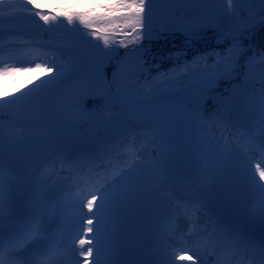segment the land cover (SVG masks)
Instances as JSON below:
<instances>
[{"label": "rangeland", "instance_id": "rangeland-1", "mask_svg": "<svg viewBox=\"0 0 264 264\" xmlns=\"http://www.w3.org/2000/svg\"><path fill=\"white\" fill-rule=\"evenodd\" d=\"M93 2L36 0L42 6L37 9L32 0H0V132L3 133L0 156L5 173L11 165L25 177L18 208H25L35 188L33 178L43 179L57 192L54 204L56 200L66 199L59 203L58 211L49 209V235H55L53 245L59 249L64 264H84V258L79 256L78 240L86 238L95 245L101 233L85 235L84 221L91 218V214L79 207L83 193L100 186L97 172L112 178L143 160L145 164L132 180L134 194L119 210L109 242L101 246L100 264H193L194 261L199 264L201 259L203 264H264V238L256 242L248 240L244 231L239 233L241 222L253 228L263 229L264 226L262 197L251 188L254 182L250 168L259 163L258 145L264 144L260 114L245 107L236 114L230 107L226 114L222 113L223 119H216L215 113H206L213 119L192 121L188 117L196 107L193 97L199 85L186 88L184 84L197 80L198 76L190 75L176 85L178 91L162 95L165 81H175L192 69L204 68L191 63L205 57L203 54L157 72L143 71L151 45L145 44L149 51L142 61H136L124 54L140 47L138 34L128 35L131 29L124 33L110 32L111 43L107 47L119 49L117 65L125 59L129 63L115 67L105 61L103 71L108 80L117 73L122 83L134 82V87L129 90L126 102L107 109L104 100L107 90L92 94L94 98L84 97V103L75 106L74 98L95 79L90 64H83L54 85L47 84L51 78L48 76L36 83L43 71L36 70L35 65H44L42 59L57 60L53 66H63L69 72L74 63H82L86 53L98 55L99 49L94 44L105 47L102 40H94L86 25L79 20L69 22L61 15ZM168 2L149 0L158 9ZM190 11V7L185 8L177 14V19L187 20ZM45 15L49 20L43 19ZM162 15L157 13L158 17ZM223 24L228 26L227 21ZM130 42L133 43L130 45ZM192 45L196 48L197 44ZM26 51L33 53L31 59L22 57ZM249 57L244 59L245 64L239 61L233 78H223L214 84L208 96L214 99L234 96L245 81ZM141 64L144 66L140 67ZM30 68L32 71L28 70ZM5 69L21 71L5 72ZM249 84L257 91L261 88L258 81ZM218 87L227 91L216 92L214 89ZM98 97H103L102 103L97 102ZM206 99L207 108L210 98ZM100 103V109H88V104ZM200 108L204 113L205 106L201 104ZM169 117L172 120L167 127L175 147L173 156L165 162L168 179L162 181L160 165L155 163L159 150L154 141L159 119ZM116 124H127L128 129L110 142L90 149L89 142L94 137H100ZM66 126L70 131L56 137L60 153L56 159L52 137L56 130ZM230 126L228 132L226 128ZM259 183L264 184V180ZM178 201L189 206L170 214L169 207ZM139 207L149 212L144 218H149L147 225L138 224L142 222L136 214ZM201 214L208 222L207 228L200 221ZM132 236L136 238L135 243L142 246L135 260L126 257L127 252L129 257L134 253L129 244ZM226 251L233 256H226ZM224 255L228 258L222 262ZM238 257L239 263L236 262Z\"/></svg>", "mask_w": 264, "mask_h": 264}, {"label": "snow or ice", "instance_id": "snow-or-ice-1", "mask_svg": "<svg viewBox=\"0 0 264 264\" xmlns=\"http://www.w3.org/2000/svg\"><path fill=\"white\" fill-rule=\"evenodd\" d=\"M32 3L37 9L42 7L36 3V0H32ZM244 5L248 7L245 8ZM187 7L191 8L189 18L177 19V14L185 11ZM158 12L163 15L158 17ZM61 15L69 22L79 20L82 25L88 27L94 40H102L105 46L94 44V47L99 49L98 55L91 56L86 53L82 63H74L69 72H66L63 66L54 69L48 65H35L36 70L53 74L47 84L54 85L71 72L78 71L83 64H90L91 73L95 79L90 86L81 89L79 95L74 98L77 107L84 103V97L94 98L92 94L105 92V90H107L104 95L105 108L120 105L128 100L129 90L134 87V82L122 83L117 73H113L111 80H108L103 71L105 61L119 59L117 56L119 49L107 47L111 43L110 32L124 33L131 29L128 35L132 32L138 34L140 47L124 54L125 57L130 56L136 61H142L145 53L149 51V48L145 47V41H166L183 36L185 47L170 51L166 58L180 61L183 57L186 62L187 47L196 38L201 37L206 30H216L221 43L223 40H230L232 46L226 48L224 52L213 50L211 53L203 54L206 57L216 58L214 64L192 69L191 73L178 76L175 81H165L163 85L165 91L162 95H168L172 91H178L176 85L188 79L190 75L198 76L197 80L184 84V87L199 85L193 97L196 107L188 118L192 121H203L213 119L212 116H206V98H211L208 94L213 90V85L220 79L233 78L238 71L240 56L248 51L243 48L242 39L250 37L257 26H264V0H169L160 9L155 3H149V0H94L83 9L66 10ZM43 19L47 21L49 16L45 15ZM223 21H227L228 26H225ZM125 63L129 61L125 59L116 67H122ZM143 66V64L140 65V67ZM153 66L158 67V65ZM247 68L245 81L239 89L235 90L234 96H218L214 99L216 119H223L222 113L226 114L229 111L235 99L243 107L257 111L261 116V124L264 125V51L253 52V55L248 58ZM28 70L32 71L31 68ZM4 71L18 72L21 69H5ZM250 81L260 82L261 88L258 91L252 88ZM201 104L205 106L204 113L201 112ZM171 120L170 117L159 119L160 127L154 141L159 150V159L155 163L160 165L162 181L167 180L169 174L165 162L174 154L175 146L169 136L170 129L167 127V123ZM69 131V127L66 126L54 132L51 144L55 152L54 158L58 159L60 156L56 137L66 135ZM2 139L3 133L0 132V140ZM258 148L260 161L250 165L254 182L251 188L254 192H259L262 197V209H264V184L259 183L264 180V144L258 145ZM255 158L252 157V159ZM144 164L145 161H138L129 170L112 178L97 172L100 176V186L83 193L79 207L91 214V218L84 221L85 235L101 233L95 245L86 238L78 240L79 256L84 258V264H89L90 260L92 264H100L101 246L109 242L119 210L134 194L133 177L138 174L140 166ZM24 179L21 171L11 165L5 173L3 158L0 156V264H64V258L59 249L53 245L55 235H49L51 232L49 209L59 210V201L56 200V203H53L57 192L46 185L43 179L33 178L32 183L35 184V188L29 194L25 208L19 209V196ZM188 206L178 201L169 207V213H178ZM72 253L75 256L74 246ZM172 255L175 256V253ZM191 259L189 257V260ZM193 264L196 262L194 261ZM199 264H203L202 259Z\"/></svg>", "mask_w": 264, "mask_h": 264}, {"label": "trees", "instance_id": "trees-1", "mask_svg": "<svg viewBox=\"0 0 264 264\" xmlns=\"http://www.w3.org/2000/svg\"><path fill=\"white\" fill-rule=\"evenodd\" d=\"M222 23H225V21H223ZM214 29H208L206 30V32L204 34H210L212 32H214ZM204 34L201 37L196 38L198 40L197 43V47L194 48V45H192L193 43H191L190 46L187 47V57L186 58H191L192 56H194L195 54L201 53V52H205V51H209L211 48H216V47H220L222 49H224L225 46H227L228 41H226V43H221L218 42L217 40H215V36H204ZM205 38V39H203ZM195 39V40H196ZM194 40V41H195ZM185 41L183 36H178L175 39L172 40H157L154 42V45L157 46L158 50H155L154 53L157 55H163L164 52H160L162 49V45L165 46V48H168L167 50H175V47L177 48H182L184 47V44H182ZM149 41H145V43H147ZM242 46L244 49H248L247 52H245L244 54H242L240 56L241 60L244 61L245 58H247L249 54H253V52H260V51H264V26H257L256 29L253 31V33L251 34L250 37L248 38H244L242 39ZM176 44V46H175ZM158 51V52H157ZM155 54L152 56L156 57V62L159 64V66H163V65H169L172 63H176V62H180L182 61L184 58L182 57L180 61H174V59H162L160 57L155 56ZM259 58V57H258ZM213 62V58H202L200 60V64H202L204 67L206 65H212Z\"/></svg>", "mask_w": 264, "mask_h": 264}, {"label": "bare ground", "instance_id": "bare-ground-1", "mask_svg": "<svg viewBox=\"0 0 264 264\" xmlns=\"http://www.w3.org/2000/svg\"><path fill=\"white\" fill-rule=\"evenodd\" d=\"M33 55V53H31V52H28V51H26V52H24V53H22V57L23 58H29V59H31V57L30 56H32ZM0 58H2L1 56H0ZM44 65H48L49 67H52V68H54L55 69V67L53 66L54 64H55V62H57V60H54V59H51V58H48V59H42V61H41ZM53 74L52 73H47V72H41L40 73V75H39V77L37 78V84L38 83H41L47 76L48 77H51ZM22 187H24V184H23V186ZM66 199H64V198H62V199H60V200H58L59 201V203L61 204V203H64V202H66L65 201ZM220 204L222 205V206H226V203H224V202H220ZM224 211V213H227L225 210H223ZM136 214L140 217V219H141V221L142 222H139L138 224H142V223H144L145 225H147L146 224V221L149 219H144V218H146V217H148V214H149V212L144 208V207H139V208H137V210H136ZM234 219H236V218H234ZM237 220V219H236ZM244 231V236H246L247 237V239L248 240H255L256 242L259 240V239H262V238H264V226H263V229H261V228H259V227H256V228H253V227H251L250 226V224L249 223H245V224H243V222H241V223H239V233H242ZM258 238V239H257ZM257 239V240H256ZM136 242V238L134 237V236H132L131 237V239H130V241H129V244H130V248L134 251V253H133V256H130L129 257V254H128V252H127V254H126V257H128V258H130V259H137L136 258V255L141 251V249H142V246L140 245V244H138V243H135ZM237 263H239V262H237ZM135 264V263H134Z\"/></svg>", "mask_w": 264, "mask_h": 264}, {"label": "water", "instance_id": "water-1", "mask_svg": "<svg viewBox=\"0 0 264 264\" xmlns=\"http://www.w3.org/2000/svg\"><path fill=\"white\" fill-rule=\"evenodd\" d=\"M233 108L234 110H236L237 113H240L242 110V105L239 104V102L236 100V101H233ZM126 128V126H121V127H112L104 136L102 139H98V138H95L93 141H92V147L94 145H99L103 140L104 141H109L111 140L114 136L122 133L124 131V129Z\"/></svg>", "mask_w": 264, "mask_h": 264}]
</instances>
